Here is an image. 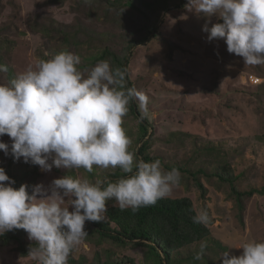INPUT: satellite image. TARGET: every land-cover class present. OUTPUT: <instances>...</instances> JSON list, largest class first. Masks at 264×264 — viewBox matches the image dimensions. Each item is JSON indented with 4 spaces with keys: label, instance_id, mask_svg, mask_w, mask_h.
<instances>
[{
    "label": "rangeland",
    "instance_id": "obj_1",
    "mask_svg": "<svg viewBox=\"0 0 264 264\" xmlns=\"http://www.w3.org/2000/svg\"><path fill=\"white\" fill-rule=\"evenodd\" d=\"M117 1L0 0V64L15 77L62 49L78 55L80 65L104 49L123 59L128 82L149 96L146 117L135 102L136 115L129 111L125 117L131 150L140 157L146 142L149 162L159 159L165 170L178 169L181 183L166 198H188L195 213L205 210L210 217L204 225L208 236L174 251L172 264H221L224 251L239 256L244 243L264 242V65H245L241 57L228 53L223 40L209 42L202 31L207 18L188 11V0H133L135 8ZM217 22L213 16L209 27ZM33 27L48 28V35ZM65 34L70 41L63 39ZM7 74L0 73V84H8ZM252 75L259 81L252 82ZM141 122L148 131L139 140ZM0 141L11 147L6 134ZM0 166L8 168L19 187H47L68 174L113 181L125 175L119 169L99 168L93 173L55 167L46 172L22 159L14 162L2 150ZM247 191L256 193L242 199L240 210L236 193ZM111 206H117L115 201L108 202L107 208ZM85 229L89 235L72 251L68 264H154L146 248L102 239L90 222ZM14 235L24 246L34 243L23 229ZM202 241L208 247L196 261ZM21 254L16 241L0 235V264H36Z\"/></svg>",
    "mask_w": 264,
    "mask_h": 264
},
{
    "label": "clouds",
    "instance_id": "obj_2",
    "mask_svg": "<svg viewBox=\"0 0 264 264\" xmlns=\"http://www.w3.org/2000/svg\"><path fill=\"white\" fill-rule=\"evenodd\" d=\"M185 8L207 18L202 31L209 42L223 40L228 53L245 65H264V0H188ZM213 16L222 23L209 27ZM80 64L78 55L62 51L0 84V137L12 140L10 148L0 141L5 156L46 172L55 167L93 173L99 168L125 174L115 181L68 174L47 187L22 184L16 189L0 167V235L23 229L35 242L28 256L36 264H68L89 235L86 222L104 221L109 201L135 213L170 196L182 180L178 169L165 170L159 159L146 162L131 150L125 117L133 102L146 117L149 96L128 86L127 69L107 60L91 68ZM7 71L0 64V73ZM192 219L210 223L205 210ZM207 247L202 241L194 260H202ZM240 249L239 256L221 253V264H264V242H246Z\"/></svg>",
    "mask_w": 264,
    "mask_h": 264
},
{
    "label": "trees",
    "instance_id": "obj_3",
    "mask_svg": "<svg viewBox=\"0 0 264 264\" xmlns=\"http://www.w3.org/2000/svg\"><path fill=\"white\" fill-rule=\"evenodd\" d=\"M57 1L62 0H53V2ZM117 2H123L124 7L135 8V1L133 0H120ZM145 6H149V4H145ZM220 22L222 23V20H220ZM33 30L39 33L41 32L43 35H48L49 31L46 27L38 28L37 30L36 27H33ZM63 39L66 42L70 41L67 34L63 35ZM62 51L67 50L62 49ZM103 60L109 61L113 67L125 68L123 59H120L118 56L105 49L96 56L89 55L84 59L80 67L91 68L97 62ZM7 73H9L7 74L9 83V81L14 78V74H12L9 68ZM128 81L129 80H127L128 86L132 87L131 82ZM134 105L133 103L130 104L129 111L136 115ZM139 129V140H141L147 136L148 129L144 125V122L140 123ZM145 143L146 142L142 143L140 146L139 155L144 161L149 162L150 159L145 155ZM4 169L6 174L11 177V179L15 180V184L12 186L18 189L20 182L14 176L10 175L8 168ZM218 178L222 181H226V179L228 181L229 179L223 176H218ZM197 188L201 192V195H203V186L198 183ZM254 193L256 192L247 191L236 193L235 200L238 209L242 210V199L250 197ZM195 214L193 205L188 198H164L159 200L154 206L142 207L135 213H133L131 209L122 211L118 205L111 206L107 208V213L105 214L106 222H90V224L93 227V231L102 239L111 240L113 243L119 245H127L130 243L132 246L146 248L148 252L147 256L150 257V263L172 264V253L174 251L201 241L209 234L208 229L204 225L193 222L192 218ZM111 224L114 225L113 228H111ZM17 231L18 229H14L5 233H7L8 239H12L18 243V249L20 253H22L21 256H26L29 252V247L35 242L24 246L21 242H18V235H14ZM2 237L7 240L4 234ZM220 248L224 249L223 247Z\"/></svg>",
    "mask_w": 264,
    "mask_h": 264
},
{
    "label": "built area",
    "instance_id": "obj_4",
    "mask_svg": "<svg viewBox=\"0 0 264 264\" xmlns=\"http://www.w3.org/2000/svg\"><path fill=\"white\" fill-rule=\"evenodd\" d=\"M250 80H251L252 82L255 81V80L259 81L258 78L254 77V76H250ZM253 84H255V83H253Z\"/></svg>",
    "mask_w": 264,
    "mask_h": 264
}]
</instances>
